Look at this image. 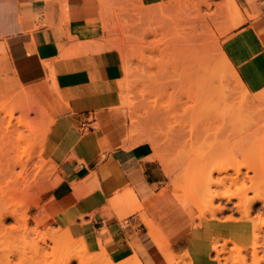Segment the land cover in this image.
Listing matches in <instances>:
<instances>
[{"label":"crops","instance_id":"obj_1","mask_svg":"<svg viewBox=\"0 0 264 264\" xmlns=\"http://www.w3.org/2000/svg\"><path fill=\"white\" fill-rule=\"evenodd\" d=\"M176 1L140 0L147 8ZM192 1L227 13L223 54L249 92L263 93L264 0ZM113 12L107 0H0V51L52 121L46 153L58 184L42 203L52 219L87 220L80 230L117 262L171 264L187 255L186 264H220L216 243L250 247L253 222L199 218L174 192L153 146L131 144L116 58L95 51Z\"/></svg>","mask_w":264,"mask_h":264},{"label":"rangeland","instance_id":"obj_2","mask_svg":"<svg viewBox=\"0 0 264 264\" xmlns=\"http://www.w3.org/2000/svg\"><path fill=\"white\" fill-rule=\"evenodd\" d=\"M107 3H111L114 9L113 21L106 36L95 44V51L108 52L116 58L117 90L121 106L129 118L131 144L148 142L153 146L155 158L161 161L166 171L172 170L169 177L174 192L179 198L191 201L199 218H239L249 208V218H262L264 222V193L258 195L259 191L264 192V96H259L264 92L251 93L242 81L238 83L231 79L228 82L229 89H232V102L239 104L247 96L251 105L244 108V114L238 113L236 106L228 115L222 113L227 108L224 104L211 103L206 94L205 86L218 87L222 83L217 60L223 52L221 39L232 30L227 26V13L199 1L180 0L154 7L167 9L154 15L156 18H142V11L152 7H144L140 0H107ZM177 89L183 90L182 99L188 111L184 113L180 107L175 117L171 113V94ZM161 90L167 93L159 98L156 92L162 93ZM151 92L153 94L149 95ZM187 95H192L193 99ZM2 104L14 109L15 125L18 120L27 119L34 133L29 134L25 144L29 154L25 158L28 162L24 169L17 166L12 170V161L18 154L0 145V215L5 213L7 216V229L0 231V257L16 250L23 238L30 242L38 234L46 232L56 236L60 233L63 241L67 239L66 245L72 246L70 250L74 254L82 252L87 260L92 257L91 264L100 259L95 264L125 261H115L107 250L100 245L95 246L92 239L80 230L79 224L87 225V220L52 219L42 203L43 194L58 184L52 181L57 175V163L46 153L52 121L21 85L7 54L0 51V106ZM155 106L163 110L161 115H155ZM2 113L0 107L3 128L8 118ZM1 126L0 137L4 133ZM191 126L197 129L193 136L189 133ZM173 127L176 130H172ZM252 165L258 169L256 172L247 168ZM238 170L241 175L236 179ZM210 172H213L212 178ZM212 196L216 198L211 206ZM228 198L232 200L229 203ZM21 228L26 234H22L25 231L18 234L17 230ZM56 240L54 243L57 245L63 242ZM47 241L51 247L55 245L53 240ZM227 247L225 252L218 254L219 258L216 255L220 264H264L262 237L255 248L247 251L233 244ZM244 254L247 255L246 263L238 262ZM186 256L179 260L171 257V264L192 261ZM78 261L71 264H79Z\"/></svg>","mask_w":264,"mask_h":264},{"label":"bare ground","instance_id":"obj_3","mask_svg":"<svg viewBox=\"0 0 264 264\" xmlns=\"http://www.w3.org/2000/svg\"><path fill=\"white\" fill-rule=\"evenodd\" d=\"M106 1V0H105ZM108 2H109V0H108ZM168 5H169V3H168ZM168 5H165V6H168ZM164 6V7H165ZM157 7V6H156ZM166 8V7H165ZM165 8H157V9H155V8H150V9H145V10H143L142 11V18H147V17H149L150 18V16L152 17L153 16V18H156V17H154V15H156L158 12H163L164 10H167V9H165ZM201 8V7H200ZM178 11V10H177ZM236 12H238V9L236 8ZM139 15H140V13H139ZM175 15H176V13H175ZM159 16H160V14H159ZM140 17V16H139ZM118 19V18H117ZM117 21V20H116ZM121 22V21H120ZM120 24H122V23H120ZM119 25L117 24V26L116 27H118ZM205 40V39H204ZM208 42V41H207ZM105 44H107V43H105ZM206 46V45H205ZM102 47V46H101ZM99 48V47H98ZM105 49V48H104ZM202 49V48H201ZM212 49H210V51H211ZM105 51V50H104ZM99 52V51H98ZM108 53V52H107ZM107 56V55H106ZM99 57V56H98ZM95 58V57H94ZM217 58V57H216ZM98 59V58H97ZM99 60H100V58H99ZM95 61H96V59H95ZM100 62V61H99ZM103 63V62H102ZM100 66V65H99ZM118 67V66H117ZM217 67H218V70L222 73V77H221V85H219L218 87H216V86H211V85H209V87H207V86H205L206 88H207V90H206V94L209 96L208 98L210 99V101H211V103H214L215 105H218V104H220V105H225L227 108L224 110V111H222V113H223V115H228V114H230V112H232V109L233 108H235L236 106V109H238V113H241V114H244V112L246 111L244 108L245 107H248V106H250L251 105V102L250 101H248V97L247 96H245L244 98H242V100L239 102V104H234L233 102H232V100L230 99L231 98V96H232V89H229V82L228 81H230L231 79H235V81L236 82H238V83H241V80H240V78H239V76L237 75V73L234 71V69H233V67H232V65H231V63L229 62V60L225 57V55L223 54V52H222V57L220 58H218V60H217ZM109 72H110V69H109ZM216 72H218V71H216ZM105 74V73H104ZM120 75V74H119ZM107 76V75H106ZM217 77V76H216ZM219 77H220V75H219ZM104 78H106V77H104ZM210 78V77H209ZM218 78V77H217ZM108 79V78H107ZM118 80V79H117ZM211 80V79H210ZM214 82V81H213ZM109 83V82H108ZM205 83V82H204ZM110 86V85H109ZM204 88V87H203ZM164 89V88H163ZM181 89V88H180ZM202 89V88H201ZM166 90V89H165ZM167 91V90H166ZM166 91H164V90H161V92L162 93H158V92H156L157 94H156V96H159V98H162L163 97V95L164 94H166L167 92ZM181 91H183V90H175L172 94H171V99H172V103H173V108L171 107V113L175 116V117H177V115L179 114V108L180 107H182L183 109H181L182 111L184 110V113L185 112H187L188 111V109H187V107L185 108V106H184V103H183V99H182V95H183V93L181 92ZM203 91V90H202ZM160 92V91H159ZM189 92H187V94H188ZM153 94V92H151L149 95H152ZM203 94V93H202ZM205 94V93H204ZM188 95H190V94H188ZM187 95V97H189V98H191L192 97V95L191 96H188ZM206 95V96H207ZM27 99H28V97H26ZM188 98V99H189ZM207 98V97H206ZM193 98H191L190 100H192ZM161 100V99H160ZM157 99L155 100V103H156V106H157ZM15 103V102H14ZM168 105V104H167ZM219 105V106H220ZM152 106V105H151ZM156 106H155V115H161L162 113H163V110H160V109H157L156 108ZM1 107V111L5 114V116L8 118V121L6 122V123H4L3 121V123H4V125H3V128H2V126H1V124H0V126H1V129H3L4 130V133H3V130H2V135H1V137H0V145L1 146H5L9 151H11L12 149L13 150H15L16 152H17V156H15L14 157V159H13V161H12V164H11V168H12V170H15L16 169V167L18 166V167H22L23 169L27 166L26 164V162H28L27 161V159H25L26 157L28 158V154H29V149H27L26 147H25V144H26V141H27V139H28V136H29V134L30 133H34L33 132V127L31 126V123L27 120V119H20L21 117H19V119L20 120H18L17 121V126L15 125V123H13L14 122V109L12 108V107H9V105H7V104H2V106H0ZM164 107V106H163ZM169 107V106H168ZM196 107V106H195ZM222 108V107H221ZM23 110V109H22ZM166 111H167V107H166ZM24 112V111H23ZM2 113V114H3ZM170 115V114H169ZM180 115H181V113H180ZM184 115V114H183ZM182 115V116H183ZM3 117V116H2ZM169 117V116H168ZM185 117V116H184ZM242 117V116H241ZM16 118V117H15ZM23 118V117H22ZM161 118V117H160ZM181 118V117H180ZM3 119V118H2ZM18 119V118H17ZM174 119V118H173ZM6 121V120H5ZM170 121H172L171 119H170ZM177 121V120H176ZM179 121V120H178ZM244 121H246V120H244ZM53 122H54V120H53ZM174 122V121H173ZM238 122H240V119H239V121ZM54 124V123H53ZM239 124V123H238ZM242 124V123H241ZM246 124H250V123H248L247 121H246ZM180 125V124H179ZM235 125V124H234ZM178 127V126H177ZM181 127H183V126H181ZM170 128V127H169ZM180 128V127H179ZM246 128V127H245ZM173 129H175L174 127L172 128V130ZM176 130V129H175ZM179 130V129H178ZM195 130H197V129H195V127L193 126H191V130H189V133H190V136H193L194 134H195ZM168 131V130H167ZM171 131V130H170ZM183 130H181V132H182ZM27 132H29L28 134H27ZM172 132V131H171ZM176 132V131H175ZM177 134V133H176ZM171 135V134H170ZM169 135V136H170ZM167 136V135H166ZM175 139V138H174ZM233 150V149H232ZM234 151V150H233ZM235 154V153H234ZM154 157H155V154H154ZM153 159V158H152ZM22 168H20V169H22ZM248 169H253L255 172L258 170L256 167H253V165L252 166H249V167H247ZM23 171V170H22ZM28 171V170H27ZM218 171H220L221 172V170H218ZM167 173H168V175H170V174H172V170H170V169H168L167 170ZM240 175H241V171L240 170H238L237 171V176H236V179H239V177H240ZM209 176H210V178H212L213 177V172L211 173L210 172V174H209ZM193 193V192H192ZM260 193H264V192H261V191H259V193H258V195L260 194ZM259 197H261V195L259 196ZM205 198V197H204ZM207 198V197H206ZM216 197H214V196H212L211 197V206H212V204H213V201H214V199H215ZM199 200V199H198ZM262 200H264V194H263V196H262ZM205 201V200H204ZM207 201V200H206ZM205 201V202H206ZM232 200L231 199H227V202L229 203V202H231ZM199 202V201H198ZM199 204V203H198ZM202 217H204V216H202ZM6 218H7V216L5 215V213H2L1 215H0V231H4V230H6L7 228L5 227V220H6ZM229 219H235V217L234 218H232V217H229ZM241 219L243 220V221H247V222H249V221H252L253 222V226H254V242H253V244L250 246V247H240V246H238V245H236V244H233V242L231 243V241L230 240H226V241H224L222 244H220L219 242L218 243H216V245H215V250H216V252H217V254H219L220 255V252H225L227 249H228V245L229 244H233L235 247H237L238 249H240V250H249L250 248H255L256 247V244H257V242H258V240H259V238H264V222H262L261 220H262V218H259V220H253V219H251V218H249V208L247 209L246 208V210H245V212H244V216H242L241 215ZM25 223H28V222H25ZM24 223V224H25ZM22 228H23V224H22ZM22 228H21V230H17L18 231V234L20 233L21 234V232L20 231H22ZM25 229H26V227H24ZM29 228V227H28ZM33 229V228H32ZM35 230V229H34ZM23 231H25V230H23ZM22 231V232H23ZM38 231V230H37ZM55 231V230H54ZM28 232H29V229H28ZM31 232L33 233V231L31 230ZM36 232V231H35ZM40 231H38V233H39ZM30 233V232H29ZM37 233V232H36ZM17 234V236H20V235H18ZM22 234H26V231H25V233H22ZM33 234H35V233H33ZM51 234V233H50ZM49 233L48 234H46V232L45 233H40V234H38V237H33L34 239H31L32 237H30V239H31V241L29 240V238H28V241H30V242H27L26 240V238H23V240H22V243H21V245H19L17 248H16V250H12V251H10L9 253H7V254H5L4 256H1L0 257V262H4V263H2V264H71L72 263V261H74V260H79L78 262H79V264H85V261L87 262H91L90 260H91V258H90V260L88 259L87 260V258L85 257V256H82L83 255V253L82 252H78L77 251V253L76 254H78V253H80L81 255H76V254H74L70 249V247H72V246H70L69 245V243L66 245V238H65V240L63 241V239H61V238H63L62 236H61V234L59 233L58 234V236L60 235V240H59V238H58V236H56L55 235V233L53 234L52 233V235H50ZM16 235V234H15ZM14 235V236H15ZM32 235V234H31ZM22 236H24V235H22ZM27 236V235H26ZM25 237V236H24ZM57 237V238H56ZM16 237H14V239H15ZM18 238V237H17ZM16 238V239H17ZM20 238H22V237H20ZM47 239H50V240H53V244H55V245H52V247L48 244V241H47ZM58 240L59 242L60 241H63V242H61L60 244H58L57 245V243H54L55 242V240ZM56 240V242H58ZM18 240H16V242H17ZM19 242V241H18ZM17 242V243H18ZM58 242V243H59ZM65 242V243H64ZM62 243H64V244H62ZM18 244H20V243H18ZM17 244V245H18ZM67 246V247H65V246ZM62 246V247H61ZM63 246H64V248H63ZM74 247H75V250H77L78 248H76L77 246L76 245H74ZM68 250H67V249ZM49 249H51L50 251H49ZM65 250V251H64ZM86 250V249H85ZM69 251V252H68ZM65 252H68V253H65ZM219 255H218V258H219ZM222 255V254H221ZM95 256V255H94ZM83 257H85V259H83ZM96 257V256H95ZM190 257V256H189ZM17 259V262L16 263H14V259ZM97 258H98V256H97ZM100 258V257H99ZM99 258L97 259V260H99ZM190 258H192V257H190ZM96 259V258H95ZM235 259H239V258H235ZM246 259H247V255L246 254H244L242 257H241V259L240 260H238V262H241V263H246ZM85 260V261H84ZM101 260V259H100ZM100 260L99 261H97V262H100ZM102 261H103V258H102ZM101 261V262H102ZM110 262H111V260H109ZM87 262V264H89ZM93 262V261H92ZM91 262V263H92ZM97 262H95L94 261V263L93 264H95V263H97ZM90 263V264H91ZM102 263H104V261L102 262ZM230 263V262H229ZM99 264V263H98ZM104 264H106V263H104ZM113 264H114V262H113ZM117 264H141L138 260H134V259H131V260H128V261H124V262H121V263H117Z\"/></svg>","mask_w":264,"mask_h":264}]
</instances>
